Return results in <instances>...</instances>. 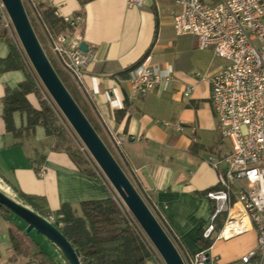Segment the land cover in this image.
I'll use <instances>...</instances> for the list:
<instances>
[{"label": "crops", "instance_id": "0c3cea01", "mask_svg": "<svg viewBox=\"0 0 264 264\" xmlns=\"http://www.w3.org/2000/svg\"><path fill=\"white\" fill-rule=\"evenodd\" d=\"M44 1L57 10L59 19L83 15L77 30L91 54L83 82L61 70L103 142L175 236L180 254L196 253L203 248L199 239L214 208L206 195L217 187L213 162L232 149L220 135L207 80L225 61L211 48H200L195 35L175 33L172 21L179 7L172 0H141L140 5L128 0ZM61 22L59 31L66 28ZM36 27L44 51L55 60L44 28L38 22ZM8 52L0 38V59ZM139 60L171 70V79L149 92L132 93L130 67ZM24 78L21 70L0 69V178L14 197L20 192L36 196V211L47 217H56L62 204L81 215L82 201L105 199L111 190L81 171L41 124L28 128L25 112L13 113V130L7 129L3 97ZM188 84L193 90L185 97L182 91ZM27 98L38 106L33 93ZM246 233L256 247V231ZM240 235L212 241L210 251L220 264H244L241 256L254 248L236 251L230 241ZM253 257L250 264H256ZM25 260L15 254L8 223L0 216V264H30ZM145 264L158 262L149 257Z\"/></svg>", "mask_w": 264, "mask_h": 264}, {"label": "built area", "instance_id": "2783aa9c", "mask_svg": "<svg viewBox=\"0 0 264 264\" xmlns=\"http://www.w3.org/2000/svg\"><path fill=\"white\" fill-rule=\"evenodd\" d=\"M26 1L35 4V0ZM128 1L141 4V0ZM172 1L179 7L172 21L175 33L195 35L200 48H211L225 61L207 80L220 135L230 141L232 149L223 159L213 162L217 187L208 190L206 195L214 208L201 238L228 239L254 229L260 252L257 264H264V0ZM54 15H59L57 10ZM0 18L6 27L12 25L2 0ZM61 19L65 29L52 33L44 28L49 53L80 84L91 57L88 50L80 48L82 36L77 28L84 18L76 14L62 15ZM169 79L171 70L139 64L131 69L128 81L132 93L137 94L149 92ZM37 85L42 98L50 102L52 98L43 84ZM192 90L193 85H185L183 96H189ZM82 150L88 152L85 145ZM99 170L98 178L107 185V178ZM0 188L10 191L1 178ZM114 193L113 198L130 225L144 236L148 248L158 253L115 190ZM48 217L50 222L55 220L53 215ZM222 217L223 225L218 230L216 222ZM210 249L211 244L192 255L182 256L183 260L185 264H220ZM254 255V250L242 255V263L250 264ZM158 264H165L162 258Z\"/></svg>", "mask_w": 264, "mask_h": 264}, {"label": "trees", "instance_id": "16d2710c", "mask_svg": "<svg viewBox=\"0 0 264 264\" xmlns=\"http://www.w3.org/2000/svg\"><path fill=\"white\" fill-rule=\"evenodd\" d=\"M45 4L44 0H35L34 5H31L26 0L23 1L26 13L36 35L37 32L34 28L33 21L35 23L38 22L43 28H48L52 33L64 27L61 19L54 15L53 8ZM37 37L41 43L38 35ZM0 38H3L9 47L8 55L0 59V69H18L25 75L24 80L17 87L13 89L7 88L3 97V118L7 129L13 130V113L25 112L29 121L28 128H33L37 123L41 124L45 134L54 137L57 145L62 147L67 139L66 129L69 128L68 122L64 120L63 123H59L56 114L61 117L62 114L56 104L52 100L48 102L40 97V89L37 85V83L41 85L40 80L18 42L7 38L1 29ZM138 64H140V60L132 65L130 69ZM29 93H33L36 96L38 102L37 107H34L28 100L27 94ZM87 119L91 123L88 117ZM92 126L98 133L96 127L93 124ZM66 151L81 171L98 177L96 172L100 170L90 156L84 157L79 152ZM123 170L125 171V169ZM130 180L180 252L179 244L175 236L166 227L163 219L146 199L137 183H134L132 178ZM106 184L111 190L109 197L100 200L82 201L80 203L81 215L76 214L70 205L62 204L57 209L55 220L52 223L66 236L73 248L77 250L81 264H145L146 259L149 257H153L160 263V256L148 248L146 240L144 241V236L142 234V236L139 235L130 225L127 217H125L113 198L115 194L114 190L108 181H106ZM213 188L215 187L211 189ZM19 199L21 203L37 212L35 203L36 196L20 192ZM12 215L15 216L8 208L0 205V216L8 223L9 240L15 254L23 258L31 259L35 264H57L41 248L38 242L35 241L31 233L26 231L27 225L21 227L10 217ZM46 218L49 219V217ZM216 225L218 230L222 227L223 217L217 221ZM199 241L203 247H208L212 244L213 240L207 241L199 239Z\"/></svg>", "mask_w": 264, "mask_h": 264}, {"label": "water", "instance_id": "95a60500", "mask_svg": "<svg viewBox=\"0 0 264 264\" xmlns=\"http://www.w3.org/2000/svg\"><path fill=\"white\" fill-rule=\"evenodd\" d=\"M17 39L37 77L49 93L68 124L87 148L97 166L130 210L165 264H185L182 255L167 235L133 182L115 159L77 102L67 90L31 25L22 0H2ZM80 48L87 50L85 42ZM0 205L8 208L27 225L52 242L68 264H81L78 252L66 236L46 217L30 209L0 189Z\"/></svg>", "mask_w": 264, "mask_h": 264}, {"label": "rangeland", "instance_id": "374dc122", "mask_svg": "<svg viewBox=\"0 0 264 264\" xmlns=\"http://www.w3.org/2000/svg\"><path fill=\"white\" fill-rule=\"evenodd\" d=\"M22 1H24V0H22ZM33 25H34V28H35L36 32L39 34L38 28L36 27V23L34 21H33ZM0 29L3 30V32H4V34H5V36L7 38L11 39L14 42L15 41L18 42V44L20 45L12 25H9L8 27H6L4 25V22L2 21L1 18H0ZM41 42H42V39H41ZM44 48L47 51L45 46H44ZM46 54H47L49 60H51L52 65L56 69V71L58 73V76L60 77L61 81L63 82V84L65 85L67 90L70 92L72 97L78 102L81 110L86 115V112L83 109L82 105L79 103V101H78V99H77V97L75 95V92L73 91L71 85L68 83V77H69L68 74L61 70V68L59 67L57 62L55 60H53L52 57L47 52H46ZM40 97L42 98L41 92H40ZM56 115H57L59 123H63V121L66 120L63 115H62V117L59 116L58 114H56ZM66 133H67V139L62 145L63 149L68 150L70 152H77V153L79 152L84 157H89V156L91 157V155L86 150H82V148L84 147V144L82 143V141L80 140V138L77 136V134L74 132V130L71 128L70 125H69V128L66 129ZM105 144H107L106 141H105ZM107 147H108V144H107ZM108 148H109V150H111L110 147H108ZM111 152L114 154V152L112 150H111ZM92 160L94 161L93 158H92ZM4 192L7 195L13 197L14 199L20 201V199L18 197H14L12 195V192H10V191L9 192L4 191ZM40 214H42L43 216L47 217L44 213H40ZM10 217H13V216H10ZM13 219L18 220L21 227H25L26 224L24 223V221L19 219L17 216L13 217ZM30 233H31L32 237H34L35 241L38 242V244L41 246V248L43 250H45L55 260V262L57 264H68V262L65 259V257L62 255V253L56 248V246L52 242H50L44 236H42L40 234H37L34 230H31ZM230 244L232 246H235L236 251H239V252L240 251H244L248 247H253L252 238H251L249 233L241 234L240 236L232 239L230 241ZM253 248H254L253 250L255 251V255H254L252 261H254L257 264L258 260H259V257H260V252L257 250V247L254 246ZM25 259H26L25 260L26 263L35 264L31 259H28V258H25Z\"/></svg>", "mask_w": 264, "mask_h": 264}, {"label": "bare ground", "instance_id": "6f19581e", "mask_svg": "<svg viewBox=\"0 0 264 264\" xmlns=\"http://www.w3.org/2000/svg\"><path fill=\"white\" fill-rule=\"evenodd\" d=\"M224 234H226V231L224 232Z\"/></svg>", "mask_w": 264, "mask_h": 264}]
</instances>
